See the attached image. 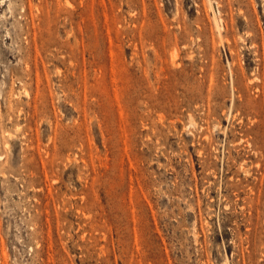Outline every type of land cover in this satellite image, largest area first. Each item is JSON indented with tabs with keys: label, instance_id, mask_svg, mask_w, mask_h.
I'll return each instance as SVG.
<instances>
[{
	"label": "rangeland",
	"instance_id": "rangeland-1",
	"mask_svg": "<svg viewBox=\"0 0 264 264\" xmlns=\"http://www.w3.org/2000/svg\"><path fill=\"white\" fill-rule=\"evenodd\" d=\"M0 264H264V0H0Z\"/></svg>",
	"mask_w": 264,
	"mask_h": 264
},
{
	"label": "bare ground",
	"instance_id": "bare-ground-1",
	"mask_svg": "<svg viewBox=\"0 0 264 264\" xmlns=\"http://www.w3.org/2000/svg\"><path fill=\"white\" fill-rule=\"evenodd\" d=\"M217 19V18H216ZM218 20V19H217ZM217 22V21H216ZM218 24V23H217Z\"/></svg>",
	"mask_w": 264,
	"mask_h": 264
}]
</instances>
